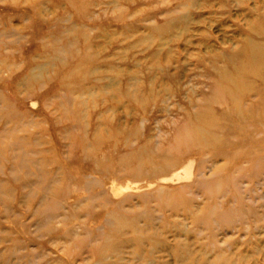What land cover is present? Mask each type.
<instances>
[{"label":"rangeland","instance_id":"rangeland-1","mask_svg":"<svg viewBox=\"0 0 264 264\" xmlns=\"http://www.w3.org/2000/svg\"><path fill=\"white\" fill-rule=\"evenodd\" d=\"M255 52L264 0H0V264H264Z\"/></svg>","mask_w":264,"mask_h":264},{"label":"bare ground","instance_id":"bare-ground-1","mask_svg":"<svg viewBox=\"0 0 264 264\" xmlns=\"http://www.w3.org/2000/svg\"><path fill=\"white\" fill-rule=\"evenodd\" d=\"M257 64H262L264 66V54L262 52H255L253 53L252 56H250L247 59H244L242 61H240L239 63V67L238 70L236 71V73L238 74V77H242L243 78V73L246 69L251 68L253 66H256ZM230 76V75H229ZM228 76V77H229ZM231 78V77H230ZM238 80V79H237ZM222 85V84H221ZM231 88V87H230ZM227 90H229L227 88ZM230 92V91H229ZM231 93V92H230ZM225 97V96H224ZM208 115V114H206ZM213 116V115H212ZM204 119V118H203ZM192 125V124H191ZM183 131V130H180ZM180 133V132H179ZM185 135V134H184ZM199 135V134H198ZM181 136V135H180ZM197 136V135H196ZM262 158H259L258 162H263L264 161V155L261 156Z\"/></svg>","mask_w":264,"mask_h":264}]
</instances>
